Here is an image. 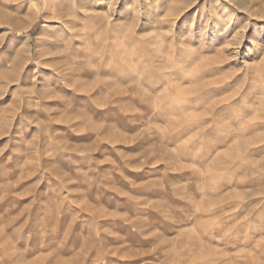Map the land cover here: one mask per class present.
Here are the masks:
<instances>
[{
    "label": "rangeland",
    "instance_id": "1",
    "mask_svg": "<svg viewBox=\"0 0 264 264\" xmlns=\"http://www.w3.org/2000/svg\"><path fill=\"white\" fill-rule=\"evenodd\" d=\"M0 264H264V0H0Z\"/></svg>",
    "mask_w": 264,
    "mask_h": 264
},
{
    "label": "bare ground",
    "instance_id": "2",
    "mask_svg": "<svg viewBox=\"0 0 264 264\" xmlns=\"http://www.w3.org/2000/svg\"><path fill=\"white\" fill-rule=\"evenodd\" d=\"M74 1V0H73ZM78 2V1H77ZM75 4V3H74ZM56 7H59V6H57L56 5ZM54 12V11H53ZM66 12V11H65ZM64 14V13H63ZM62 15V14H61ZM71 15V14H70ZM67 17V16H66ZM58 18V17H57ZM63 19V18H62ZM33 21H35V20H33ZM32 26V25H31ZM67 29H68V27H67ZM68 30H70V29H68ZM68 53V52H67ZM69 54V53H68Z\"/></svg>",
    "mask_w": 264,
    "mask_h": 264
}]
</instances>
